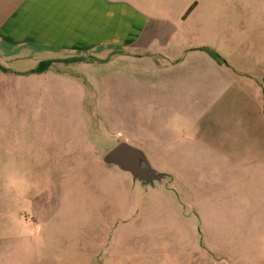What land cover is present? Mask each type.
<instances>
[{"label": "rangeland", "instance_id": "1", "mask_svg": "<svg viewBox=\"0 0 264 264\" xmlns=\"http://www.w3.org/2000/svg\"><path fill=\"white\" fill-rule=\"evenodd\" d=\"M115 1L159 32L147 46L106 47L83 65L66 59L55 66L62 74L0 54V264H264V163L239 168L202 144L201 125L222 135L221 95L205 102L200 84L187 87L194 74L264 75V0ZM155 60L190 92L179 137L197 154L180 174L176 149L159 159L151 147L165 176L145 185L102 158L127 140V125L140 131L128 108L143 84L159 89Z\"/></svg>", "mask_w": 264, "mask_h": 264}, {"label": "crops", "instance_id": "2", "mask_svg": "<svg viewBox=\"0 0 264 264\" xmlns=\"http://www.w3.org/2000/svg\"><path fill=\"white\" fill-rule=\"evenodd\" d=\"M158 33L145 25L142 15L131 5L115 0H0V54L11 60L28 59L37 64L52 61L50 69L56 74L62 73L55 66L66 63V59H93V52L119 44L147 46L153 38L150 35ZM75 53L83 55L73 56ZM67 62V66L85 63ZM204 63L206 67L214 65L209 61ZM154 66L160 73L161 84L156 93L147 85L140 87L141 94H136L137 100H132L128 111L131 120L133 114L140 115L143 124L140 131L127 125L124 142L140 143L146 157L151 154V147L160 146L159 159L166 147L176 149L175 167L181 170L180 174H187L192 166L186 159L197 153L190 140L186 144L179 136L189 129L181 121L184 118L183 97L186 99L190 92H183V77L172 73L168 64L155 60ZM189 81L187 87L198 83L204 88L201 93L205 102L211 100L214 91L221 95L220 140L211 138L210 133L208 136L211 128L207 124L199 126L202 135L198 140L205 146L216 147L239 168L264 163V75L257 81L246 82L229 73L216 72L190 75ZM207 107L210 109L207 113L216 112ZM144 120L152 121L155 127L149 129Z\"/></svg>", "mask_w": 264, "mask_h": 264}, {"label": "water", "instance_id": "3", "mask_svg": "<svg viewBox=\"0 0 264 264\" xmlns=\"http://www.w3.org/2000/svg\"><path fill=\"white\" fill-rule=\"evenodd\" d=\"M102 162L117 167L120 171L127 173L133 180L145 185L160 177V174L151 166L143 151L127 142L118 143L103 156Z\"/></svg>", "mask_w": 264, "mask_h": 264}, {"label": "trees", "instance_id": "4", "mask_svg": "<svg viewBox=\"0 0 264 264\" xmlns=\"http://www.w3.org/2000/svg\"><path fill=\"white\" fill-rule=\"evenodd\" d=\"M69 62L70 63L84 62V59H76V58H74V59L69 60ZM52 63L53 62H51V61L41 62L39 64V67L36 70H34V72L42 73V72L46 71L52 65ZM0 70L5 72V70L1 66H0ZM161 175H159V176H161ZM162 176H164V175H162Z\"/></svg>", "mask_w": 264, "mask_h": 264}, {"label": "clouds", "instance_id": "5", "mask_svg": "<svg viewBox=\"0 0 264 264\" xmlns=\"http://www.w3.org/2000/svg\"><path fill=\"white\" fill-rule=\"evenodd\" d=\"M6 189H8L9 191H18V189L16 188L15 183H6L5 184Z\"/></svg>", "mask_w": 264, "mask_h": 264}]
</instances>
